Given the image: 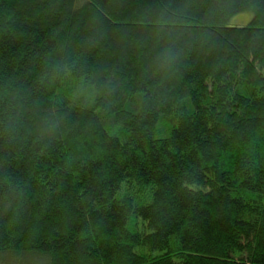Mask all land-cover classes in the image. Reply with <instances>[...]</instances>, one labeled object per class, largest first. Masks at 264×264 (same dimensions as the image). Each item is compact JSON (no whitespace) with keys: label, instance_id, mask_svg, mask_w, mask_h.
<instances>
[{"label":"trees","instance_id":"1","mask_svg":"<svg viewBox=\"0 0 264 264\" xmlns=\"http://www.w3.org/2000/svg\"><path fill=\"white\" fill-rule=\"evenodd\" d=\"M34 255L264 264V0H0V263Z\"/></svg>","mask_w":264,"mask_h":264},{"label":"rangeland","instance_id":"2","mask_svg":"<svg viewBox=\"0 0 264 264\" xmlns=\"http://www.w3.org/2000/svg\"><path fill=\"white\" fill-rule=\"evenodd\" d=\"M252 18V13L249 12V11H244V12H239V13H236V14H233L232 16H230L228 18V20L226 21V25L228 26H244L246 25ZM26 256V255H24ZM26 258V257H24ZM5 259V258H4ZM39 262H38V260ZM0 264H30L29 261L26 259L24 261V263H19L15 260H13L12 258H7L5 261L1 260V263ZM32 264H41V260L38 256H35L34 255V259H33V262Z\"/></svg>","mask_w":264,"mask_h":264}]
</instances>
